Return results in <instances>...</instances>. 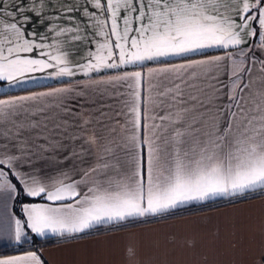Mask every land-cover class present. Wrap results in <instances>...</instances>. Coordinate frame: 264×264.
Returning a JSON list of instances; mask_svg holds the SVG:
<instances>
[{
    "label": "snow or ice",
    "instance_id": "1",
    "mask_svg": "<svg viewBox=\"0 0 264 264\" xmlns=\"http://www.w3.org/2000/svg\"><path fill=\"white\" fill-rule=\"evenodd\" d=\"M29 10L0 0V82L84 79L0 99V237L76 238L194 202L264 195V0H84L63 9L82 11L83 25L67 16L73 26H53L51 43L28 38ZM76 42L95 48L75 60ZM94 93L119 109L69 103ZM46 153L70 166L37 172ZM21 191L47 202L24 204L18 217L9 201ZM0 264L45 262L27 251Z\"/></svg>",
    "mask_w": 264,
    "mask_h": 264
},
{
    "label": "crops",
    "instance_id": "2",
    "mask_svg": "<svg viewBox=\"0 0 264 264\" xmlns=\"http://www.w3.org/2000/svg\"><path fill=\"white\" fill-rule=\"evenodd\" d=\"M5 2L9 6L13 4V0ZM15 4L30 9L26 13L30 19L23 24L28 38L46 36L45 43H51L55 36L53 26H73L75 21L83 25L86 20L82 11H63L70 5L83 6L84 0H15ZM33 8L39 10L40 14L32 11ZM67 16L74 17L75 21L70 22ZM33 33L36 35L33 36ZM254 43H258L257 38L255 41L254 38L248 39L243 47L247 49ZM89 47L94 49L95 45L76 42L73 58L81 60ZM223 54V50H210L208 53L210 56ZM111 74L114 73L102 72L97 78ZM32 75L37 79L11 88L6 81L0 82V99L47 92L84 79L79 74L71 80L67 77L62 80L48 78L46 73ZM69 103L77 107L83 105L85 110L101 105H112L113 110L119 109L116 97L99 93ZM58 159L60 157L46 153L44 159L36 162L35 170L55 175L59 168L70 166L67 162L58 164ZM13 182L17 183L15 180ZM46 202L21 191L16 199L9 201V209L19 217L23 215L24 204ZM130 248L134 249V256L129 254ZM27 251H35L45 264H264L261 261L264 255V195L249 194L242 198L194 202L163 216L141 218L115 227L97 226L78 234L76 238L65 239L53 234L38 237L29 231L27 238L17 244L6 236L0 237V252L9 253L0 258Z\"/></svg>",
    "mask_w": 264,
    "mask_h": 264
},
{
    "label": "trees",
    "instance_id": "3",
    "mask_svg": "<svg viewBox=\"0 0 264 264\" xmlns=\"http://www.w3.org/2000/svg\"><path fill=\"white\" fill-rule=\"evenodd\" d=\"M255 40H256V38H254V41H255ZM224 204H225V203H224ZM224 204H223V205H224ZM223 205H219V206H223ZM53 244H54V243H52V244H48V243H47V245H53ZM13 252H16V251H13ZM11 253H12V252H11ZM8 254H9V253H8ZM8 254H7V253L0 252V256H1V255H8Z\"/></svg>",
    "mask_w": 264,
    "mask_h": 264
}]
</instances>
